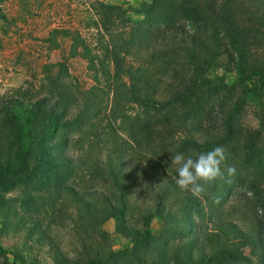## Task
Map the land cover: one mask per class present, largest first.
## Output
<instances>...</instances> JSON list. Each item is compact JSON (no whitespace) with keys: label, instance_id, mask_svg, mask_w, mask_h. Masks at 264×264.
<instances>
[{"label":"trees","instance_id":"1","mask_svg":"<svg viewBox=\"0 0 264 264\" xmlns=\"http://www.w3.org/2000/svg\"><path fill=\"white\" fill-rule=\"evenodd\" d=\"M260 1L252 10L244 0H153L129 32L103 13L101 56L78 31L50 32L53 47L71 39V56L88 61L96 84L80 88L60 61L44 65L39 97H0V264H264V218L237 201L228 208L255 177L236 170L230 184L217 178L197 198L176 185L170 159L222 146L227 178L246 148L264 175L263 134L243 133L235 97L237 84L243 95L264 93ZM220 67L235 79L211 76ZM254 189L255 209L264 208V186ZM67 219L80 240L74 252L56 234ZM109 220L127 246L113 247ZM7 234L11 243L1 241Z\"/></svg>","mask_w":264,"mask_h":264},{"label":"rangeland","instance_id":"2","mask_svg":"<svg viewBox=\"0 0 264 264\" xmlns=\"http://www.w3.org/2000/svg\"><path fill=\"white\" fill-rule=\"evenodd\" d=\"M153 0H5L1 3L7 21L0 25V97L10 98L13 96L25 97L33 100L43 94L40 88L43 82V67L45 64L65 62L69 68L70 78L80 88L87 89L95 85L94 72L89 69L88 61L82 56H71L69 37L58 38L59 47H53L47 41L50 32L55 28L70 29L78 31L91 45L95 53L100 56L105 52L104 45L109 38L104 26L103 13H112L116 30H131V25L144 18V4ZM252 3V10L260 0H244ZM118 7L117 11L112 9ZM259 13L264 12V6H259ZM114 14V15H113ZM227 39L224 38L223 42ZM262 48H258L260 50ZM254 50H256L254 48ZM223 59L227 60L226 55ZM133 61L132 58H129ZM135 63L137 61H134ZM58 67L55 68L57 72ZM211 76L223 75L226 81L234 80L235 72L228 73L222 67L211 70ZM245 85L235 86L236 95L243 97V110L239 117V124L244 134L250 131L260 130L264 141V93L256 95H243ZM112 98V95H111ZM220 94L213 95L211 106L219 101ZM111 100V99H110ZM111 105V102H110ZM228 108V107H227ZM245 147V146H244ZM258 153L264 157V146L259 144ZM237 171L246 176L255 177L254 184L248 182L235 189L231 204L237 201L236 205L246 204L252 219H263L264 208L259 206L255 209L254 200L256 192L254 185L264 186V175L256 171L258 166H252L256 162L254 152L246 148L241 149L236 157ZM264 167V161L263 166ZM259 173V174H257ZM257 174V175H256ZM264 174V169H263ZM76 185V181L73 180ZM90 187L93 183H87ZM14 194H17L15 192ZM260 210V211H258ZM238 213L240 211H237ZM163 222L157 218L154 220L153 228L156 233L162 229ZM111 235L113 247L120 249L128 245V239L116 232L114 220H109L104 225ZM11 234V233H9ZM56 234L62 239L67 250L74 252L75 245H78L79 236L74 229L71 219L64 224L59 222L56 227ZM1 237V241L11 243L13 238L10 235ZM249 253V249H247ZM43 256L49 258L45 249Z\"/></svg>","mask_w":264,"mask_h":264},{"label":"clouds","instance_id":"3","mask_svg":"<svg viewBox=\"0 0 264 264\" xmlns=\"http://www.w3.org/2000/svg\"><path fill=\"white\" fill-rule=\"evenodd\" d=\"M170 159L177 173L176 185L197 198L206 192L205 186L210 182L221 178L225 180V183L230 184L229 178L236 174L234 166H227V178L221 171V165L226 161L225 149L222 146H216L195 155H185L177 151L171 155ZM214 202L219 203V197H216Z\"/></svg>","mask_w":264,"mask_h":264}]
</instances>
